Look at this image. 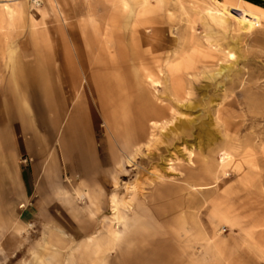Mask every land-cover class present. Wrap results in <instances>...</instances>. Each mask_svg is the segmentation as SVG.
Instances as JSON below:
<instances>
[{"label": "rangeland", "instance_id": "obj_1", "mask_svg": "<svg viewBox=\"0 0 264 264\" xmlns=\"http://www.w3.org/2000/svg\"><path fill=\"white\" fill-rule=\"evenodd\" d=\"M244 1L262 9L251 32L234 19L241 16L236 7L258 10ZM254 1L260 4L54 0L35 6L30 0H0V119L5 100L23 97L33 120L45 123L50 165L58 161L61 173H79L85 182L92 173L105 178L98 194L64 175L74 203L97 223L85 218L82 226L68 225L73 236L65 242L45 226V258L36 256L32 264H109L107 255L121 254L118 237L109 231L112 198L121 217L118 236L129 237L122 254L126 264H264V121L249 120L250 98L243 93L250 73L256 79L257 67L264 65V0ZM223 12L227 21H217ZM126 24L140 25L141 60L130 67L129 78L137 89L128 90L120 63L115 70L113 62L107 83L84 67L70 96L66 87L74 83L65 85L60 68L65 42L74 40L82 52L99 58L107 30L112 60L117 44L128 64L135 50L133 35L124 34ZM101 62L95 60L93 69ZM223 67L230 69L219 75ZM29 73L44 80L45 92L23 90L21 76ZM139 93L163 114L146 122L141 141L134 98ZM113 99L117 105H108ZM257 111L260 118L264 108ZM173 112L178 120L171 128L153 130L151 121H170ZM223 152L231 156L225 163ZM81 234L87 242L79 240Z\"/></svg>", "mask_w": 264, "mask_h": 264}, {"label": "crops", "instance_id": "obj_2", "mask_svg": "<svg viewBox=\"0 0 264 264\" xmlns=\"http://www.w3.org/2000/svg\"><path fill=\"white\" fill-rule=\"evenodd\" d=\"M4 105L0 119V264H32L36 256L45 258V226L53 227L58 241L65 242L73 236L68 225L82 226L85 218L97 223L87 209L83 213L84 208L74 203V191L64 175L81 187H93L92 193L98 194L105 178L92 173L85 182L79 173H61L58 161L50 165L45 160V123L33 120L27 100L9 99ZM92 200L98 201V195ZM72 208L74 214L69 211ZM85 238L81 234L79 240L87 242ZM116 240L121 243V254L113 257L111 252L106 260L126 264L122 254L129 237L123 233Z\"/></svg>", "mask_w": 264, "mask_h": 264}, {"label": "bare ground", "instance_id": "obj_3", "mask_svg": "<svg viewBox=\"0 0 264 264\" xmlns=\"http://www.w3.org/2000/svg\"><path fill=\"white\" fill-rule=\"evenodd\" d=\"M44 3L46 4H52L54 0H43ZM245 2V1H244ZM247 5H249L250 7H255L258 10H253V9H245V8H237V11H239L241 13L240 17H234L236 23L240 26V28L245 31V32H251L253 31V29L259 25V21L261 20V14L259 11H261L262 9L254 6L248 2H245ZM8 10H10L8 8ZM224 11H227V8H224ZM129 21V20H128ZM217 21L219 22H226L227 19L225 18V13H221V15L217 18ZM109 22V23H108ZM110 20H107L105 22L106 26H110ZM140 25H136V26H130L129 24L125 25L124 28V34H132V43H133V49L135 50V54L132 55V61L131 63L125 62V59L127 61L126 55H125V51L124 49L120 46L117 45L114 46L115 50L117 51V55H115V57L112 60L111 57V52H110V47L107 46V43L110 42L108 34L106 33L107 30H105V34H104V39H103V43L105 44L104 49L100 52L101 54L99 55V58H94L92 59V55L90 52H88L89 50H85L86 52H82L81 49L83 47H80L79 45H77L75 43V41L68 39L65 44L64 47L66 49V53L62 56V63H61V69L62 72L61 74L64 77V81H65V85L68 83L73 82V86L69 87L67 86V93L72 96L77 90H78V79L80 77V73L81 71L83 73H85V69L84 67H87V71L88 69L91 70V72L94 71L95 76L98 78H106V83L108 82V74L111 75L112 71L109 72L108 68L109 65L113 66V62L114 64V69L117 70V65L116 62L120 63V68L118 67V69H120V72H123V76L126 78V85L128 87V90L130 91H134L137 89L136 84L131 83V81L129 80L130 78V67L132 66L133 68H135L137 66V64L139 63L137 61V59H139V61L141 60V51L139 50V46H140V41L138 40V38H136V35L138 33H140L139 31V27ZM127 30V31H126ZM123 34V35H124ZM119 43V42H118ZM157 47V46H156ZM158 49V48H156ZM154 48V47H152ZM87 49V48H86ZM152 50V49H151ZM116 54V53H115ZM119 55V56H118ZM235 53L234 50H230L228 53V58L230 60L234 59ZM101 60V66L98 67L96 66L93 69V63L95 60ZM92 62V63H91ZM89 65V67L87 66ZM137 68V67H136ZM257 76L256 79L255 77V72L250 73V76L247 78V82L248 84H250L244 91L243 93L245 94V96H247L248 98H250V102H248V112H247V116L249 118V120L252 122L253 120H263L264 121V111H262V113L260 114V118H258L257 116V110L260 108H264V81L260 82L261 77H264V75H260L259 70H264V65L261 64L260 67H257ZM230 67H223L221 69V71L218 73L219 75L222 74L223 71L225 70H229ZM135 70V69H134ZM170 75L171 72L167 71ZM31 73L26 74L25 77L21 76V85L23 90H28L30 87V89L33 90H39V91H43L45 92V90H47V88L45 89V84L44 81L39 78L36 75H32ZM214 77H212L213 79ZM86 79V78H85ZM172 79V78H170ZM170 79H167L168 81ZM100 80V79H99ZM98 80V81H99ZM153 84H155V82H153ZM157 87H160L159 84H157ZM170 92L172 93L169 97L170 100L172 99V97H175V89L172 86L170 89ZM142 94V95H141ZM134 98H136V111L140 113V115L136 116V121L137 122H142L141 124H137L139 127V125H141L142 127V131H138L137 132V140L141 141L146 139L145 138V133H144V126L146 125V122L149 119H161L163 117V114L161 113L160 109L157 108L156 106H154L153 104L150 103L149 99L146 97L145 94L143 93H139L137 95L134 96ZM160 101L162 100V97H157ZM135 101V100H134ZM106 102V101H105ZM107 103V102H106ZM162 103V101H161ZM107 104L104 105V107H106ZM108 105L111 106H116L117 105V101L115 99H113V101L109 102ZM172 120L170 121H166L164 123H159L157 121H151V125L153 126V130L157 131H163L166 128H171V125L173 124V122L175 120H178L176 117V114H174V112L172 113ZM144 121V123H143ZM154 136V135H153ZM140 151V150H139ZM138 151V152H139ZM222 159H221V163H225L227 160H229L231 158V156L226 153L223 152L222 153ZM135 188V186H133ZM133 187H131V189H134ZM111 208H112V215L109 218L110 219V226H109V231L110 234L112 236V238L115 240L118 237V228L119 225L121 224V217L118 213V201L115 198H112L111 200Z\"/></svg>", "mask_w": 264, "mask_h": 264}, {"label": "built area", "instance_id": "obj_4", "mask_svg": "<svg viewBox=\"0 0 264 264\" xmlns=\"http://www.w3.org/2000/svg\"><path fill=\"white\" fill-rule=\"evenodd\" d=\"M30 1H31V3H32L33 5H35V6H40L41 3H42L41 0H30Z\"/></svg>", "mask_w": 264, "mask_h": 264}, {"label": "trees", "instance_id": "obj_5", "mask_svg": "<svg viewBox=\"0 0 264 264\" xmlns=\"http://www.w3.org/2000/svg\"><path fill=\"white\" fill-rule=\"evenodd\" d=\"M249 1H252V2H254L256 4H260L258 1H254V0H249Z\"/></svg>", "mask_w": 264, "mask_h": 264}]
</instances>
